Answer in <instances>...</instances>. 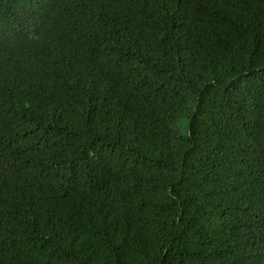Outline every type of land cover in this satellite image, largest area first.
<instances>
[{
	"label": "trees",
	"instance_id": "obj_1",
	"mask_svg": "<svg viewBox=\"0 0 264 264\" xmlns=\"http://www.w3.org/2000/svg\"><path fill=\"white\" fill-rule=\"evenodd\" d=\"M0 264H264V0H0Z\"/></svg>",
	"mask_w": 264,
	"mask_h": 264
}]
</instances>
